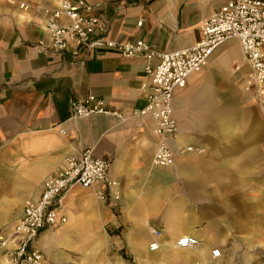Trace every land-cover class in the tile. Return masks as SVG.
Instances as JSON below:
<instances>
[{"label": "crops", "instance_id": "0c3cea01", "mask_svg": "<svg viewBox=\"0 0 264 264\" xmlns=\"http://www.w3.org/2000/svg\"><path fill=\"white\" fill-rule=\"evenodd\" d=\"M85 1L105 3L114 39L140 36L169 51L196 42L201 19L225 0H126L118 9L116 0ZM54 4L0 0V233L10 232L24 202L39 196L44 178L67 155L89 148L110 158L115 185L104 199L96 197L105 188L99 181L67 191L66 221L40 230L34 240L52 264H124L120 248L145 263L212 264L227 253L226 236H262L264 110L233 72L244 58L238 40L220 43L173 93L178 125L170 143L201 151L176 150L171 164L155 166L158 141L150 116L124 122L101 113L68 118L69 101L88 92L124 113L141 108L146 89L140 84L149 77L141 55L98 51L82 65H71L67 53L40 52L38 44L51 41L42 25L45 13L35 6ZM231 46L234 57L227 56ZM223 59L235 76L230 85L215 69ZM183 234L198 243L173 247ZM153 240L159 243L155 250L148 248ZM215 247L217 257L211 254Z\"/></svg>", "mask_w": 264, "mask_h": 264}, {"label": "built area", "instance_id": "2783aa9c", "mask_svg": "<svg viewBox=\"0 0 264 264\" xmlns=\"http://www.w3.org/2000/svg\"><path fill=\"white\" fill-rule=\"evenodd\" d=\"M126 0H116L117 9ZM21 5V4H20ZM43 10V28L50 43H39V51L67 53L69 64L82 65L98 51H113L122 56H142L143 71L149 77L140 87L146 89L145 104L128 112L108 107L102 97L88 92L85 96L69 101V119L85 117L93 113L113 115L119 122L128 118L150 116L154 121L153 133L157 147L152 157L155 166L169 165L175 151L197 150L192 145L172 147L171 140L177 135V119L173 114L172 97L175 89L183 87L190 73L200 70L212 51L227 39L238 40L243 62L233 64L242 87L264 110V0H225L219 8L201 19L200 38L187 47L162 51L151 46L144 38L114 39L108 33L104 19L105 3H87L85 0H55L54 5H36ZM141 25V19L136 21ZM243 67V68H242ZM110 158L100 157L91 149H83L78 156L67 155L62 166L48 174L42 181V189L36 199L24 202L18 220L7 234L0 233V253L4 264H52L34 244L40 230L64 223V196L75 185H91L99 181L104 190H97L96 197L111 196L115 181L110 177ZM155 235L160 232L151 229ZM198 238L180 235L173 242L175 248L194 247ZM159 243L150 241L148 248L155 250ZM213 257L220 255L218 248L211 250Z\"/></svg>", "mask_w": 264, "mask_h": 264}, {"label": "rangeland", "instance_id": "374dc122", "mask_svg": "<svg viewBox=\"0 0 264 264\" xmlns=\"http://www.w3.org/2000/svg\"><path fill=\"white\" fill-rule=\"evenodd\" d=\"M227 56H236L234 47H229ZM226 59L220 61L219 64L215 66V69L217 73H219L218 75L221 81L230 85L235 76L230 73V62L224 63ZM238 83L241 84L240 81H238ZM226 246L227 253L220 256V259H216L215 263L211 262L212 264H264V234L262 236L260 234L228 235L226 236V245L223 244L224 248ZM112 250H114V248ZM118 252L124 264H160L150 261L145 263L140 261L137 257H129L125 250L121 248Z\"/></svg>", "mask_w": 264, "mask_h": 264}]
</instances>
